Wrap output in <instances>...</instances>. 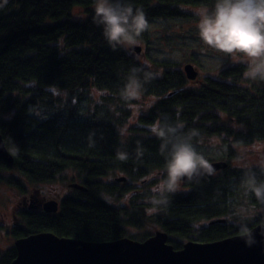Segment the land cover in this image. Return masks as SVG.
Wrapping results in <instances>:
<instances>
[{"label":"trees","instance_id":"trees-1","mask_svg":"<svg viewBox=\"0 0 264 264\" xmlns=\"http://www.w3.org/2000/svg\"><path fill=\"white\" fill-rule=\"evenodd\" d=\"M126 2L146 13L149 27L138 43L148 48L155 21L188 18L184 8L211 9L215 0ZM94 6V0H0V132L6 149H18L15 154L8 150L13 164L0 160V186L24 191L26 186L78 181L88 190L66 198L57 214L19 212L12 239L51 232L96 243L124 238L143 242L153 235L138 238L131 231L152 225L181 250L187 242L241 236L234 227L240 217L251 229L264 223V204L242 184L243 169L236 166L239 153L234 148L264 142V81L246 79V64H240L224 68L219 78L189 82L176 64L156 61L159 68L150 69L158 73L156 78L144 84L137 97L125 100L120 93L126 78L143 64L134 52L108 45L102 27L92 21ZM78 8L86 12L85 19L73 20ZM56 89L69 93L55 94ZM93 90L100 92L103 105L84 111L81 103L92 102ZM137 99L151 104L140 114L139 126L124 137L119 127L134 115ZM162 118L179 121L185 131L196 129L199 136L193 145L217 139L212 149L223 152L229 166L187 183L185 192L168 194L167 205H152L148 189L127 200L133 189L120 185L127 188L164 173L160 140L151 131ZM138 141L143 152L139 158ZM117 148L128 152L126 161L117 159ZM68 170L76 174L74 180L62 178ZM117 176L127 182H110ZM257 176L264 180L259 170ZM16 253L14 246L0 249V264H12Z\"/></svg>","mask_w":264,"mask_h":264},{"label":"clouds","instance_id":"clouds-1","mask_svg":"<svg viewBox=\"0 0 264 264\" xmlns=\"http://www.w3.org/2000/svg\"><path fill=\"white\" fill-rule=\"evenodd\" d=\"M94 5L92 21L102 27L108 45L113 50L123 48L134 52L138 38L149 27L143 8H134L126 0H94ZM197 15L199 39L205 46L228 56H241L247 69L245 78L264 81V0H215L211 9L205 8ZM130 73L120 93L125 100L135 98L144 84L150 83L158 75L150 70V66L144 65L133 67ZM151 131L160 140L159 152L165 160L163 179L149 198L152 205H167L168 194L176 193L182 181L192 182L197 177L216 174L212 163L192 143L199 136L196 129L185 131L179 121L162 118ZM94 143L90 140L89 146L93 147ZM8 150L15 154L18 149L13 147ZM142 155L138 141L136 156L139 158ZM116 157L126 161L129 154L117 148ZM237 159L243 169L242 184L260 204H264V180H259L257 176V170L264 174V156L254 164L248 163L244 156ZM234 227L249 246L256 243L255 235L244 217H240Z\"/></svg>","mask_w":264,"mask_h":264},{"label":"water","instance_id":"water-1","mask_svg":"<svg viewBox=\"0 0 264 264\" xmlns=\"http://www.w3.org/2000/svg\"><path fill=\"white\" fill-rule=\"evenodd\" d=\"M143 48L135 47L141 55ZM186 77L191 81L199 78L192 64L185 66ZM0 132V160L13 164L14 158L6 149ZM216 174L225 171L226 162L212 163ZM211 177V176H210ZM208 176L197 177V180ZM118 183H126L127 178H116ZM184 183H192L187 180ZM72 188L87 191L79 184ZM32 209L37 210L38 206ZM43 209L49 214L59 212V203L50 201ZM256 243L249 246L241 236L219 242H187L181 250H175L169 243L166 232L158 230L149 239L140 242L124 238L113 242L96 243L61 238L54 233L44 232L16 240L17 258L12 264H264V223L252 229Z\"/></svg>","mask_w":264,"mask_h":264},{"label":"rangeland","instance_id":"rangeland-1","mask_svg":"<svg viewBox=\"0 0 264 264\" xmlns=\"http://www.w3.org/2000/svg\"><path fill=\"white\" fill-rule=\"evenodd\" d=\"M205 8L206 7L203 6H187L184 9L187 14L189 13L191 15L188 18H182V20L179 21H155L150 26V45L148 46V48H146L144 44L138 43L136 47L143 48L142 53L141 55H138V53L134 51L133 54L144 66H150V69H152L153 71L159 68V64L156 63V61L171 62L173 64H176V66H178V68L182 71H184L183 66H186L191 62L192 64L197 66V70L200 72V82L204 81L206 77L219 78V73L224 68H230L232 66L245 64L241 56H228L224 53L217 52L213 49L208 48L200 41L197 28V23L199 20L197 12ZM207 9L210 8L208 7ZM85 13L86 12L83 9H75L73 13V20H78L79 18L85 19ZM54 91H56L55 94H62L63 96L69 93L67 90L56 89ZM89 93L91 94L93 100L92 102L86 101L81 103L84 111H87L89 109L93 110V108L103 105L101 103L103 101L100 98V92H98L97 90H93ZM135 101L136 103L132 106V112H134V115L127 123H124L119 127L120 133L124 137L131 134V128L133 126H139L138 121L140 114L146 113V110H148L147 107L151 104L147 99H137ZM215 142L218 143L219 141L217 139H205V141L199 144H195L194 146L198 152L202 153L205 156L206 159L212 160L210 163L227 162L228 159L224 158L223 152L213 151L212 145ZM234 148L236 149L237 153H239L238 156H244L247 162L250 164H254L261 156H264V142H257V144L255 145L243 148L240 146ZM240 163L241 162L238 161L236 166H240ZM163 174L164 173H155L149 178L142 180V182H137L136 184H134V186H128L127 188L124 185H120L122 189H133L131 195H125L126 199L128 200L130 197L136 196V194L143 195L145 192H148L147 189L150 190L149 195L152 196V190L163 179ZM62 176V178H67L69 180H74V178H76V174L70 170L66 171ZM116 178H119V176H117ZM116 178H111L110 182L116 183ZM70 182L71 181H69V183ZM34 187L38 188L39 186ZM187 187V183L181 182L178 191L185 192ZM42 188L44 189L45 193L47 189H49L53 196H61L66 193V188L63 182H60V184H48ZM18 189L19 188L10 187L9 185L0 186V216L2 218V220L0 221V225L10 226L12 224V211L18 206L19 200H21V198L25 196L26 193V188L24 189V191H20V189ZM111 205L118 206L115 203H111ZM157 230L158 228L152 225H146V227L142 230L131 231V234L136 235V237L138 238H142L147 235H155ZM5 233L6 231L0 230L1 250H7L11 248L12 246H14L15 242V240H13Z\"/></svg>","mask_w":264,"mask_h":264},{"label":"flooded vegetation","instance_id":"flooded-vegetation-1","mask_svg":"<svg viewBox=\"0 0 264 264\" xmlns=\"http://www.w3.org/2000/svg\"><path fill=\"white\" fill-rule=\"evenodd\" d=\"M195 67H197V66H195ZM199 76H200V72H199ZM73 184H79V185H81V187L85 188V186L82 185L78 181H73L70 183L68 182V183L64 184L65 188H66L65 189L66 193L64 195H61V196L60 195H56V196L54 195L53 196L49 189H47V191L45 193L43 188L35 189L31 186H26V193L27 194L25 193V196H23L21 198V200H19L18 206L12 211L13 212L12 222H11L12 224L10 226L0 225L2 228V229L0 228V230L6 231L5 234L8 235L9 237H11V235H12L11 232H13V228L19 224V221L21 218L19 216V212L25 211L24 213H32V214H37V215L38 214L48 215L49 213L45 212L43 207L45 204L49 203L50 201H56L59 203V209L58 210L60 212L61 211L60 209L62 208V203L64 202V200L66 198H69L72 195H74L75 192L78 190V189L72 188ZM33 206H38V209L37 210L32 209ZM0 219L2 220L1 216H0Z\"/></svg>","mask_w":264,"mask_h":264}]
</instances>
